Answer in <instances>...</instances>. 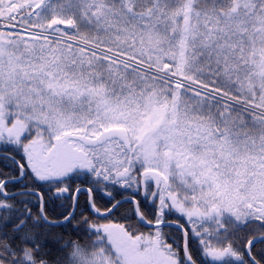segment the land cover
<instances>
[{"label": "snow or ice", "instance_id": "6c2138e0", "mask_svg": "<svg viewBox=\"0 0 264 264\" xmlns=\"http://www.w3.org/2000/svg\"><path fill=\"white\" fill-rule=\"evenodd\" d=\"M0 264H264V0H0Z\"/></svg>", "mask_w": 264, "mask_h": 264}]
</instances>
